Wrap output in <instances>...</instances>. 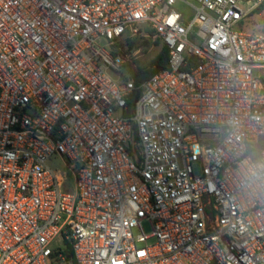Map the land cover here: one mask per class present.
I'll return each mask as SVG.
<instances>
[{
  "label": "built area",
  "instance_id": "1",
  "mask_svg": "<svg viewBox=\"0 0 264 264\" xmlns=\"http://www.w3.org/2000/svg\"><path fill=\"white\" fill-rule=\"evenodd\" d=\"M263 3L0 0V264H264Z\"/></svg>",
  "mask_w": 264,
  "mask_h": 264
},
{
  "label": "clouds",
  "instance_id": "2",
  "mask_svg": "<svg viewBox=\"0 0 264 264\" xmlns=\"http://www.w3.org/2000/svg\"><path fill=\"white\" fill-rule=\"evenodd\" d=\"M233 140L241 185L253 195H264V143L246 139L238 128Z\"/></svg>",
  "mask_w": 264,
  "mask_h": 264
},
{
  "label": "rangeland",
  "instance_id": "3",
  "mask_svg": "<svg viewBox=\"0 0 264 264\" xmlns=\"http://www.w3.org/2000/svg\"><path fill=\"white\" fill-rule=\"evenodd\" d=\"M178 8L184 11H188V9L184 6H178ZM246 29L247 31L255 32L264 30V10L262 12H254L250 15L246 23ZM137 41L141 43L143 40L139 38L137 39ZM143 49V53L136 59V64L141 69L155 64L158 55L164 49V45L160 40H155L154 38L150 37L147 38V45L143 46ZM132 68L133 67L130 65L128 69L124 70L125 73L128 75L131 74ZM49 165L56 170H62L65 167V160L61 157H56L49 162ZM144 228L146 233L151 232V227L149 224L144 223Z\"/></svg>",
  "mask_w": 264,
  "mask_h": 264
},
{
  "label": "trees",
  "instance_id": "4",
  "mask_svg": "<svg viewBox=\"0 0 264 264\" xmlns=\"http://www.w3.org/2000/svg\"><path fill=\"white\" fill-rule=\"evenodd\" d=\"M264 10V3L255 11V12H262ZM250 17V16H249ZM249 19V18H248ZM247 19V20H248ZM247 20L244 24V28L246 29V23H247ZM247 30V29H246ZM255 32V31H253ZM260 32H264V30L260 31ZM167 57H168V49L166 48V46H164V49L163 51L158 55L156 61H155V64L158 65V68H162L164 66V62L167 60ZM134 78L136 81H139V78H138V74L134 73L133 74ZM261 143H264L263 140Z\"/></svg>",
  "mask_w": 264,
  "mask_h": 264
},
{
  "label": "water",
  "instance_id": "5",
  "mask_svg": "<svg viewBox=\"0 0 264 264\" xmlns=\"http://www.w3.org/2000/svg\"><path fill=\"white\" fill-rule=\"evenodd\" d=\"M146 77H147V74L146 73H143V74L140 75V79L141 80H145Z\"/></svg>",
  "mask_w": 264,
  "mask_h": 264
}]
</instances>
